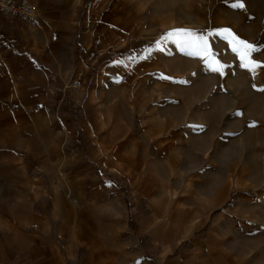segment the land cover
Returning a JSON list of instances; mask_svg holds the SVG:
<instances>
[{"label":"rangeland","instance_id":"1","mask_svg":"<svg viewBox=\"0 0 264 264\" xmlns=\"http://www.w3.org/2000/svg\"><path fill=\"white\" fill-rule=\"evenodd\" d=\"M68 1L24 53L73 75L0 120V264H264V0Z\"/></svg>","mask_w":264,"mask_h":264},{"label":"crops","instance_id":"2","mask_svg":"<svg viewBox=\"0 0 264 264\" xmlns=\"http://www.w3.org/2000/svg\"><path fill=\"white\" fill-rule=\"evenodd\" d=\"M35 1L39 14V24L35 28L39 31L30 33L25 28V23L0 17V37L3 41V60L0 64V120L3 126L10 125L12 121L18 124L35 109L51 110L55 94L53 81L74 73V60L59 62V58L44 57L37 62L24 53L25 49L30 50L29 47L38 43L42 32L47 28L59 30L68 27L65 24L67 21L62 24L59 16L66 17L75 13L74 5H69L68 0ZM53 16H57L55 22ZM123 25L128 27L127 23L123 22ZM91 95L90 98L93 97V91Z\"/></svg>","mask_w":264,"mask_h":264},{"label":"snow or ice","instance_id":"3","mask_svg":"<svg viewBox=\"0 0 264 264\" xmlns=\"http://www.w3.org/2000/svg\"><path fill=\"white\" fill-rule=\"evenodd\" d=\"M234 6L243 8L245 7V4L243 3V0H237V3ZM225 31L228 32L229 35H232L230 30ZM172 37H178L179 39L176 40L177 43H181L187 48H193L197 54L201 52L208 54L207 42L204 37L194 36L190 31L184 29L174 30L169 33V38ZM233 39L236 40V45L233 47V51L237 52L239 55L242 61V66L249 68L250 70L253 67L258 66V62L250 59L251 53L256 50L255 47L252 44L238 40L235 37H233ZM230 43H232V41H230ZM216 63L219 64V61H216ZM213 70L219 71L220 69L215 68Z\"/></svg>","mask_w":264,"mask_h":264},{"label":"built area","instance_id":"4","mask_svg":"<svg viewBox=\"0 0 264 264\" xmlns=\"http://www.w3.org/2000/svg\"><path fill=\"white\" fill-rule=\"evenodd\" d=\"M0 17L14 19L26 24L28 28H35L39 24L38 7L32 0H0ZM3 60V41L0 37V64ZM77 80H68L66 86L76 87Z\"/></svg>","mask_w":264,"mask_h":264}]
</instances>
